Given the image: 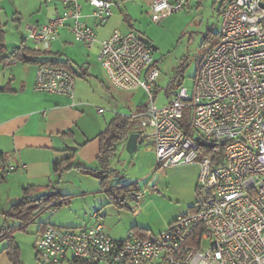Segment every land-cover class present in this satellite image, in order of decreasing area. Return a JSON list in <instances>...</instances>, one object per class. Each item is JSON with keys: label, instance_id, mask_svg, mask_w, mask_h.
Listing matches in <instances>:
<instances>
[{"label": "built area", "instance_id": "2783aa9c", "mask_svg": "<svg viewBox=\"0 0 264 264\" xmlns=\"http://www.w3.org/2000/svg\"><path fill=\"white\" fill-rule=\"evenodd\" d=\"M47 1L59 2L63 10L28 29V39L48 47L67 28L88 48L98 42L96 31L83 21L80 0ZM138 1L88 3L105 24L114 6ZM188 2L153 0L150 17L158 23ZM221 15L219 41L203 57L192 94L180 87L160 107L153 91L160 69L152 48L133 31L115 30L100 42L99 61L111 85L148 96L144 109L130 116L137 144L152 146L158 170L199 162L203 198L148 238L133 233L112 238L98 212L84 227L46 224L34 243L37 264H264V0H227ZM75 85L76 77L64 67H37L36 92L74 98ZM198 140L219 147L200 157ZM13 170L0 161L1 176ZM143 194L130 199L138 201Z\"/></svg>", "mask_w": 264, "mask_h": 264}, {"label": "crops", "instance_id": "0c3cea01", "mask_svg": "<svg viewBox=\"0 0 264 264\" xmlns=\"http://www.w3.org/2000/svg\"><path fill=\"white\" fill-rule=\"evenodd\" d=\"M152 1H138L141 3L140 6H137L136 2H123L114 6L112 16L107 23L102 24L94 16L95 9L88 3V0H80L83 21L92 27L98 36V42L88 48L84 43L76 40L74 34L67 28H61L58 39L50 43L48 47L37 45L27 38L28 29L47 24L63 10L59 2L0 0V21L4 25L6 37V50L2 53L3 55H8L25 40L28 47L48 54L50 60L70 61L76 72L75 97L69 98L35 91L38 65L24 64L13 60L8 63H0V88H9L0 91V154L7 155V164L14 167L12 172L0 178L2 180L0 189L4 187L7 191L6 199L2 200L0 190V217L4 216V213L22 198L23 189L29 186L36 187L37 196H40L49 193L54 187L57 188L62 182H72L73 187L77 186L80 190L73 194L76 199H80V197L85 199L90 194L83 191V182L90 181L88 175L77 170V172L70 170L69 174L77 173L80 175L79 178H66L67 173L65 172L62 181L58 182L57 177L53 174L52 166L54 162L72 157L76 165L89 168L98 167L97 159L100 153L98 135L116 114L128 116L124 109L128 106L127 102L135 99V91H142L140 89L123 91L111 85L108 74L99 61L100 42L110 37L115 30L131 31L130 24L136 29V26L140 24L141 16L150 17ZM2 13L6 19L9 16L12 17L19 36L17 41L13 39V35H10L12 48L9 47L6 33L8 21H3ZM98 64L104 72L99 69ZM90 102L114 110V114L108 117L109 121L104 116L107 109L98 107V105L94 106ZM140 107L137 106L135 112ZM91 108L96 116L103 115L105 120V123L100 121L101 125H96L97 133L92 131L87 121ZM99 108H103L104 113L100 114ZM67 131H71L73 136L65 138L60 136ZM123 143L119 144L117 148L122 147ZM139 145L137 144L136 149ZM70 147H76V149L73 150ZM92 183L96 188L94 193H104L97 180ZM59 193L66 195L62 189ZM128 200H131L130 197ZM134 212L137 213L138 210ZM92 223H94L93 216L88 224ZM45 224L51 223H41L38 227V234L44 230ZM17 233L14 237L21 255L22 249L16 239ZM4 242L6 245L2 243L0 245V264H14L10 259L9 250H7L8 242ZM19 261V264H24L21 258Z\"/></svg>", "mask_w": 264, "mask_h": 264}, {"label": "rangeland", "instance_id": "374dc122", "mask_svg": "<svg viewBox=\"0 0 264 264\" xmlns=\"http://www.w3.org/2000/svg\"><path fill=\"white\" fill-rule=\"evenodd\" d=\"M225 0H190L184 9L172 14L160 22H154L151 17L141 16L136 31L150 39L151 44L157 47L153 57L160 69V77L153 86L157 93V106L167 103V90L175 84L188 89L192 94L195 77L203 57L219 41L223 18L221 6ZM140 6V2H136ZM7 22V39L10 44V35L19 40L12 17L5 18ZM100 70L103 69L98 64ZM104 72V71H103ZM116 91L115 89H113ZM118 92V91H117ZM133 101L127 102L125 113L132 116L135 109L145 105L148 96L142 91H135ZM137 102V104H136ZM92 105H98L90 102ZM104 107L98 105V107ZM141 108V107H140ZM104 115L109 121L114 110L106 108ZM116 111V110H115ZM92 131L97 133L96 125L105 123L103 115H95L92 108L87 117ZM101 121V122H100ZM136 122L134 123V125ZM134 125L132 133L134 132ZM101 127V126H100ZM127 142L123 143L111 162V169L115 171L111 186L121 188L120 191L109 193H94L92 182L100 181L89 175L90 181H84V192H89L85 199H76L73 194L80 192L73 187L72 182H62L55 191L69 195L70 203L59 209L49 210L42 214L27 231H19L16 235L22 252L20 255L24 264H37L35 240L38 236V227L41 223H51L59 227H84L89 225L90 218L98 213L103 217L102 223L106 232L114 239H126L129 233L136 234V229H142L148 235L164 231L180 214L192 210L203 192L198 189L201 166L199 162L171 165L163 170L157 169V161L152 146L140 144L136 152L129 154L126 150ZM153 152V153H152ZM123 162L124 166H123ZM74 172H77L76 170ZM66 178H79L77 173L66 172ZM64 179V178H63ZM2 182V180H0ZM62 181V178L59 182ZM2 200L6 199V188H1ZM127 190L132 193H144L138 201H129ZM53 189L50 190L51 193ZM139 207L137 213L134 209ZM1 216V215H0ZM0 230L5 225L4 216L0 217ZM6 245L5 242L2 243ZM0 244V245H2ZM1 248V246H0ZM23 253V254H22Z\"/></svg>", "mask_w": 264, "mask_h": 264}, {"label": "trees", "instance_id": "16d2710c", "mask_svg": "<svg viewBox=\"0 0 264 264\" xmlns=\"http://www.w3.org/2000/svg\"><path fill=\"white\" fill-rule=\"evenodd\" d=\"M227 1V0H226ZM226 1L221 6L223 11ZM221 11V12H222ZM131 31L141 35L136 31L134 26L130 24ZM212 49V48H210ZM6 50V37L4 25L0 21V63H8L10 61H17L24 64L32 65H50L57 67H64L70 71L75 77L73 65L68 60H50L48 54L40 51H36L27 46L26 41L23 40L21 44L13 49L8 55H3ZM157 65V64H156ZM181 83L172 86L167 90V96L171 95L175 90L180 88ZM9 88H0V91L8 90ZM157 95V93H155ZM145 105L139 108L144 109ZM134 120L127 115L116 114L115 117L108 123L106 128L98 135L100 141V153L97 159V168H89L87 166L76 165L73 158H66L59 162H54L52 166L53 174L57 177L58 182L62 178L63 174L70 170H77L85 175H92L100 181V187L103 192L113 194L114 191H120L121 188H115L111 186V181L115 176V171L111 169V162L117 153V147L119 144L128 140L130 134H132V127ZM61 137L73 136L71 131L60 134ZM200 144V157L213 154L218 145L205 143L202 140H198ZM0 161L3 163L8 162V156L0 154ZM2 176L0 175V178ZM51 193L37 196V189L34 186H29L23 189L22 198L14 204L9 211L4 213L5 226L0 230V244L4 241L8 242L7 250H9L10 259L14 264H19L20 250L15 240V233L22 231L25 232L30 225L34 224L36 220L45 212L55 208L59 209L69 202V197L63 195L52 188ZM128 198L134 194L132 191L127 190ZM139 193V192H136ZM46 226V224H45ZM136 234L140 238H148L150 235L143 232L142 229L137 228Z\"/></svg>", "mask_w": 264, "mask_h": 264}, {"label": "water", "instance_id": "95a60500", "mask_svg": "<svg viewBox=\"0 0 264 264\" xmlns=\"http://www.w3.org/2000/svg\"><path fill=\"white\" fill-rule=\"evenodd\" d=\"M139 39L145 44L149 45L153 51L157 50V47H155L153 44L150 43V40L146 38L145 36L139 35ZM137 139H138V134L137 133H132L129 135L127 144H126V150L129 154H133L136 150L137 147ZM70 149L75 150L76 147H70Z\"/></svg>", "mask_w": 264, "mask_h": 264}]
</instances>
